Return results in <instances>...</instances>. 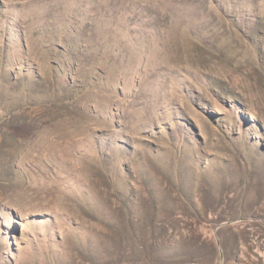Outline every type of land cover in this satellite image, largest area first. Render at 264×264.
<instances>
[{"label":"rangeland","instance_id":"rangeland-1","mask_svg":"<svg viewBox=\"0 0 264 264\" xmlns=\"http://www.w3.org/2000/svg\"><path fill=\"white\" fill-rule=\"evenodd\" d=\"M0 264H264V0H0Z\"/></svg>","mask_w":264,"mask_h":264},{"label":"trees","instance_id":"trees-1","mask_svg":"<svg viewBox=\"0 0 264 264\" xmlns=\"http://www.w3.org/2000/svg\"><path fill=\"white\" fill-rule=\"evenodd\" d=\"M199 242H200V244H204V245L208 244V242H207V240L205 238H203V239L201 238ZM196 261H198V258H193L192 257L191 259H189V262H196Z\"/></svg>","mask_w":264,"mask_h":264},{"label":"water","instance_id":"water-1","mask_svg":"<svg viewBox=\"0 0 264 264\" xmlns=\"http://www.w3.org/2000/svg\"><path fill=\"white\" fill-rule=\"evenodd\" d=\"M242 220H248V218H244V219H242ZM229 223H233V222H227V224H229ZM218 229V227L215 229V231Z\"/></svg>","mask_w":264,"mask_h":264}]
</instances>
